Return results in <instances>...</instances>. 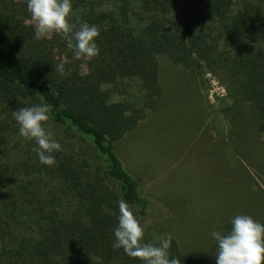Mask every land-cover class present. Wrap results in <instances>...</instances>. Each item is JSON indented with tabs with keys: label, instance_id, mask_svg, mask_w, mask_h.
I'll use <instances>...</instances> for the list:
<instances>
[{
	"label": "trees",
	"instance_id": "trees-1",
	"mask_svg": "<svg viewBox=\"0 0 264 264\" xmlns=\"http://www.w3.org/2000/svg\"><path fill=\"white\" fill-rule=\"evenodd\" d=\"M71 5L74 29L83 23L99 29L96 58L75 60L57 35L37 40L25 22L27 0H0V264H97L90 257H101V264H141L113 247L121 199L144 227L146 243L158 245L166 237L156 224H171L174 215L143 193L118 149L162 105L160 58L182 70L193 101L200 98L196 82L203 86L206 75L224 87L219 113L237 156L223 164L235 165L225 170L229 177L247 181L253 155L243 142L247 135L257 145L264 138V0H71ZM61 61L65 75L56 71ZM42 104L49 106L45 127L62 146L51 167L40 162L35 142L19 135L12 115ZM195 114L204 119L202 109ZM254 167L264 174L263 165ZM255 188L243 191L245 199L237 205L227 202L217 232L227 234L237 215L264 224V186ZM170 236V258L216 264L214 238L192 253Z\"/></svg>",
	"mask_w": 264,
	"mask_h": 264
},
{
	"label": "rangeland",
	"instance_id": "rangeland-1",
	"mask_svg": "<svg viewBox=\"0 0 264 264\" xmlns=\"http://www.w3.org/2000/svg\"><path fill=\"white\" fill-rule=\"evenodd\" d=\"M160 62L162 105L118 149L128 168L140 179L143 193L158 200L174 215L169 220H173L171 224L157 223L155 229H160L162 236L175 235L185 250L197 253L208 246L213 239L211 233L217 232L228 214L227 202L237 205L236 200L245 199L243 191L253 192L256 185L264 186V174L254 167L264 166V138L257 145L253 142L254 135H247L242 145L253 155V166L246 165L250 174L246 182L243 180L244 184L249 183L248 189L240 183V177L235 179L231 174V178L225 172L234 170L235 165H223L233 164L237 158L235 149L227 144L230 142L225 133L227 122L219 113L225 102L224 87L206 75L203 86L196 82L200 98L193 101L187 95L182 70L168 59L160 58ZM188 87L194 89L195 85ZM200 109L203 120L195 114ZM222 137L220 151L216 142ZM216 151L220 156L217 157ZM238 214L242 211L238 210Z\"/></svg>",
	"mask_w": 264,
	"mask_h": 264
},
{
	"label": "clouds",
	"instance_id": "clouds-1",
	"mask_svg": "<svg viewBox=\"0 0 264 264\" xmlns=\"http://www.w3.org/2000/svg\"><path fill=\"white\" fill-rule=\"evenodd\" d=\"M30 19L25 22L34 27L35 38L60 36L66 41L75 60H91L99 56L96 39L99 29L95 25L83 23L74 29L69 22L72 11L71 0H27ZM56 71L65 75V65L61 61ZM13 118L19 126V135L34 141L40 162L46 166L56 164L53 153L62 151V146L54 140L51 131L46 129L50 119L46 104L23 107L13 111ZM118 226L114 230L113 247L122 249L130 258L141 264H180L179 258L169 256L172 237L167 235L159 244L146 243L144 227L134 215L131 206L124 200L118 201ZM227 234L213 231L212 237L218 244L216 264H264V224L248 215H237L231 221ZM101 264V257H90Z\"/></svg>",
	"mask_w": 264,
	"mask_h": 264
}]
</instances>
